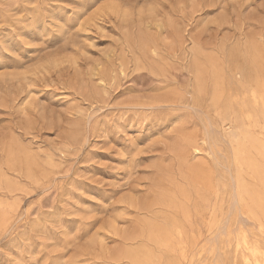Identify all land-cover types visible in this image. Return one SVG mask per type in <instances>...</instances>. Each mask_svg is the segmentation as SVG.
<instances>
[{"label": "rangeland", "instance_id": "obj_1", "mask_svg": "<svg viewBox=\"0 0 264 264\" xmlns=\"http://www.w3.org/2000/svg\"><path fill=\"white\" fill-rule=\"evenodd\" d=\"M263 57L264 0H0V264H264Z\"/></svg>", "mask_w": 264, "mask_h": 264}, {"label": "bare ground", "instance_id": "obj_2", "mask_svg": "<svg viewBox=\"0 0 264 264\" xmlns=\"http://www.w3.org/2000/svg\"><path fill=\"white\" fill-rule=\"evenodd\" d=\"M264 58V57H263ZM261 70V69H260ZM237 76V75H236ZM241 78V77H240ZM230 84V83H229ZM223 87V86H222ZM183 91V90H182ZM223 90L220 86L218 85H215L212 89V92H211V99H212V102H216V101H221L223 102L224 101V95L222 94ZM178 93V92H177ZM193 106V105H192ZM229 111V109H228ZM210 123V122H209ZM212 126V125H211ZM215 131V130H214ZM194 148V152L198 149L197 147H193ZM192 151V152H193ZM238 178H237V175L234 174V198H233V202L234 203H237L239 200H240V190H239V185H238ZM191 188V187H190ZM217 199V197L215 198ZM205 199H200V200H196V202H203L204 203ZM208 203H205V205H207ZM213 211H218V207L216 205V203H214L213 205ZM188 212L184 210V215H187ZM214 217H216V215H214ZM227 221V220H226ZM188 222V221H187ZM226 226V225H225ZM225 228V227H224ZM193 230V229H192ZM154 232V227L151 228V231H150V234H149V238L152 237V234ZM129 257H133L134 256V250L130 251L127 253ZM146 256V255H145ZM148 256H151V253H148Z\"/></svg>", "mask_w": 264, "mask_h": 264}]
</instances>
